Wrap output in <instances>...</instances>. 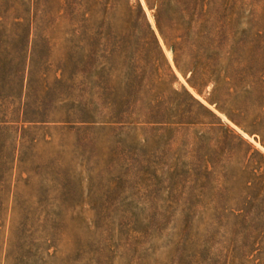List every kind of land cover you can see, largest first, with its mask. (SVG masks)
I'll return each mask as SVG.
<instances>
[{"label": "rangeland", "instance_id": "obj_1", "mask_svg": "<svg viewBox=\"0 0 264 264\" xmlns=\"http://www.w3.org/2000/svg\"><path fill=\"white\" fill-rule=\"evenodd\" d=\"M0 264H264V0H0Z\"/></svg>", "mask_w": 264, "mask_h": 264}, {"label": "trees", "instance_id": "obj_2", "mask_svg": "<svg viewBox=\"0 0 264 264\" xmlns=\"http://www.w3.org/2000/svg\"><path fill=\"white\" fill-rule=\"evenodd\" d=\"M24 22H25V20L24 21H18V22L15 23V25L18 28H20V31H22V34H18V37H20V39L22 41L21 42L22 51L25 50V48L27 46V43H28V38H29V31L28 30L25 31V23ZM25 51H24V54H23L24 56H26L25 55ZM25 75L26 74H22L23 79H24ZM22 88L24 89V84H22Z\"/></svg>", "mask_w": 264, "mask_h": 264}]
</instances>
